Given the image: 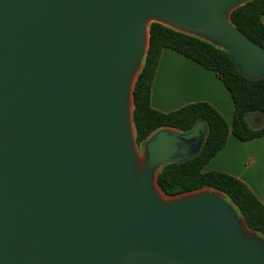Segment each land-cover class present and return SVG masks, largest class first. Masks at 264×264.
Listing matches in <instances>:
<instances>
[{"label": "water", "instance_id": "1", "mask_svg": "<svg viewBox=\"0 0 264 264\" xmlns=\"http://www.w3.org/2000/svg\"><path fill=\"white\" fill-rule=\"evenodd\" d=\"M252 1L0 0V264H264L223 193L157 183L200 152L206 123L162 128L141 155L133 123L151 23L264 78V49L231 24Z\"/></svg>", "mask_w": 264, "mask_h": 264}, {"label": "trees", "instance_id": "2", "mask_svg": "<svg viewBox=\"0 0 264 264\" xmlns=\"http://www.w3.org/2000/svg\"><path fill=\"white\" fill-rule=\"evenodd\" d=\"M264 0L246 3L231 13L232 27L251 42L264 49ZM150 41L142 69L133 89V123L138 146L154 132L172 128L190 131L198 120H203L208 133L200 152L190 160L162 166L157 175L159 187L168 196L210 188L223 193L237 208L247 227L264 238V205L238 179L217 171H203L204 166L224 147L229 132L247 141L264 136V78L245 77L234 64L231 54L216 45L187 35L159 23H151ZM163 49L175 51L211 71L222 81L234 104L231 128L210 105L196 103L169 113L154 110L150 105L151 85ZM258 113L263 126L251 128L246 116Z\"/></svg>", "mask_w": 264, "mask_h": 264}, {"label": "crops", "instance_id": "3", "mask_svg": "<svg viewBox=\"0 0 264 264\" xmlns=\"http://www.w3.org/2000/svg\"><path fill=\"white\" fill-rule=\"evenodd\" d=\"M264 26V16L261 17ZM206 103L231 128L234 104L229 91L214 73L170 49H163L151 85L150 105L169 113L186 105ZM253 129L263 126L258 113L246 116ZM243 182L264 205V136L243 141L229 132L224 147L204 166Z\"/></svg>", "mask_w": 264, "mask_h": 264}, {"label": "rangeland", "instance_id": "4", "mask_svg": "<svg viewBox=\"0 0 264 264\" xmlns=\"http://www.w3.org/2000/svg\"><path fill=\"white\" fill-rule=\"evenodd\" d=\"M137 149H138V153L141 155L142 154V148L139 146Z\"/></svg>", "mask_w": 264, "mask_h": 264}]
</instances>
